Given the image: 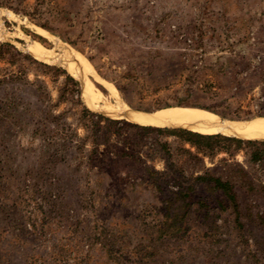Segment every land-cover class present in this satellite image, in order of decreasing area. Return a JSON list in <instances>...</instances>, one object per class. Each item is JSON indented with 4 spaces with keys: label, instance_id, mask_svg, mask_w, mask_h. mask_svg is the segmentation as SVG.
Here are the masks:
<instances>
[{
    "label": "rangeland",
    "instance_id": "1",
    "mask_svg": "<svg viewBox=\"0 0 264 264\" xmlns=\"http://www.w3.org/2000/svg\"><path fill=\"white\" fill-rule=\"evenodd\" d=\"M35 1L27 0L26 4L31 8ZM78 2L76 23L80 30L90 31L88 37L96 45L102 47L105 37L114 36L125 43L110 46L109 56L100 54L97 63L104 64L100 68L104 76L91 65L101 80L111 85L114 84L105 77L120 81L122 69L110 63L121 59L136 66L140 80L158 77L171 87L157 93L143 90L142 96L131 90L134 93L125 94L130 106L116 88L124 105L123 116L92 111L84 101L81 83L69 74L59 58L41 60L31 52L32 45L39 44L48 52L60 54L57 43L77 52L71 44L37 28L24 15L0 7V44L12 45L25 57L21 61L25 75L17 74L13 65L0 63V80L6 75L21 77L0 84V264H264V224L255 219H243L237 224L223 217L222 221L210 223L197 218V206L193 205L194 211L182 223L167 221L169 210L157 202L160 194L147 188L149 191L133 205L106 200L103 191L107 184L124 175L144 176V170L150 167L166 175L164 197L176 191L172 187L175 177L166 172L164 162L153 149H135L143 160L146 156L154 157L152 162L146 159L142 167L115 169L93 161L91 165L97 168L91 170L86 161L91 146H84V152L76 150L78 142L88 136L82 124L87 120L81 119L83 109L131 125L139 124L123 119L124 116L145 112L134 107H151L146 113L152 114L161 111L152 110L154 105L180 101L212 109L227 121L264 118V0ZM150 17L158 18V25L147 22ZM98 50L95 48L91 54ZM180 55L188 58L193 68L178 66ZM32 61L71 76L80 91V106L72 107L70 101L60 97L62 73L39 77L44 90L34 93L36 88L31 85L43 68ZM187 76L193 78L190 88L184 83ZM92 82L108 95L103 85ZM205 86L207 90H203ZM52 134H68L73 143L57 145ZM44 135H50L52 140ZM167 141L172 149L177 147L174 139ZM115 142V137L111 138L110 143ZM184 147L194 152L189 145ZM103 148L100 146L99 152ZM247 156V149L241 148L232 158L221 154L212 162L204 158L199 164L182 155L174 157L173 162L187 166L188 178L189 174L197 176L196 168L202 166L216 176L228 173L230 169L225 168L222 160H227L231 169L233 164H239L253 177L258 176V169L247 162ZM98 170L103 174L100 179L95 174ZM140 189L145 187L137 190ZM195 194L194 199H206L215 208L212 198L202 189L197 188ZM244 194H239L243 202L247 201ZM248 202L264 210V199L255 197Z\"/></svg>",
    "mask_w": 264,
    "mask_h": 264
},
{
    "label": "trees",
    "instance_id": "2",
    "mask_svg": "<svg viewBox=\"0 0 264 264\" xmlns=\"http://www.w3.org/2000/svg\"><path fill=\"white\" fill-rule=\"evenodd\" d=\"M26 1L27 0H0V7L9 8L16 14L24 15L25 18L37 28H42L52 35H56L64 41H67L71 44L72 48L88 60L98 74L104 76L100 71L101 66L104 64L97 63L101 60L99 57L100 54L109 56L108 54L110 53L108 52L110 46H117V44L121 42L125 44L124 40L116 38L115 36L111 39L105 37L104 46L99 47L96 45L95 41L91 40L90 36L88 37L90 31L87 30L85 32V30H80L78 23H76L77 17L79 16L78 0H36L31 8L26 4ZM29 10H31L32 13L28 12ZM146 21L153 25H158L159 22L156 17L147 18ZM104 29H107L106 26ZM95 48L99 50L92 55L91 53ZM85 50L89 51L85 52ZM24 59L25 57L16 51L12 45L0 44V63L15 66L17 68V74L25 75L23 70H21L23 67L21 61ZM32 63L39 68H43L41 75H35V83L31 85L36 88V92L34 93H41V91L44 90L42 87L44 82L39 81V77L46 76L49 73H56L58 75L62 73L64 75V81L63 88L60 89V97L70 101L72 107L80 106L78 100L80 91L71 76L67 75L64 71L47 65H41L34 61H32ZM176 64L183 67L182 69H186L187 67L193 68L189 59L184 55H180ZM110 65H116L118 69H122L123 77H121L119 82L107 77H105V79L108 81L110 80V82L116 86L119 91L118 93L125 99V94L134 93L131 92V90L136 91L139 96H142L141 92L143 90L157 93L171 87L158 77L150 78L149 80H140L136 72V66L122 62L121 59H113ZM192 72L194 73L193 70ZM180 73H182V71ZM17 74L14 76L6 75L0 80V84H8L20 80L21 77ZM192 79L193 78L190 76H187L185 77L184 83L187 84L188 87L192 86ZM205 89L207 90L208 87H203V90ZM186 90L190 92V89L187 88ZM125 102L130 106L127 99ZM180 107L198 108L219 116L218 113L212 109L188 101H180L173 105L157 104L152 107V110L162 111ZM134 108L145 112H149L151 109V107L144 108L141 106ZM81 114L82 121L87 120V122H82V124L85 131L88 132V136L78 142L76 150L84 152V146H91L90 151L86 155V161L90 170L97 168V166L93 167L91 165V163H94L93 161L98 162L97 164H101V166L108 164L115 167V169H117L116 166L123 168L127 166L142 167L147 160L150 162L154 160L152 156H146L143 160L141 159L142 156L135 151L136 148L145 147L147 150L153 149V153L159 154L157 158L164 162L166 172H169V174L175 177L172 179L174 182L172 187L175 186L176 191L168 192V194L165 195L166 197H164L163 188L168 184V182H163L164 178H166L165 174L156 172L150 167L144 170L146 173L144 176L124 175L125 177L116 178L114 183L107 184L108 187L103 191L106 200H114L123 205H133L139 201V196L149 191L147 189L151 191L153 189L156 193L160 194L157 202L163 205L166 210H169V213L165 216V220L167 221L182 223L183 220L188 218L190 212L194 211L192 206L196 205L197 209H195V213L197 214V218L210 223L222 221L223 217H227L228 220L230 219L233 223L237 224L242 223L243 219L251 220V218L264 224V210L262 211L258 208H254L251 205L252 202H248L249 199L255 197L264 199V142L242 141L228 137L225 138L220 135L205 136L183 129L131 125L123 121L107 119L101 115L91 113L90 111L88 112L85 109L82 110ZM55 120L56 123L58 118H55ZM127 133H130V136H127ZM44 136H46L45 138H49L50 135ZM52 136L51 138L54 140L53 143L57 145L65 144L66 142L68 144L73 143L68 134H52ZM126 136L127 138H125ZM113 137H115L117 141L115 144L110 143ZM45 138L43 137L44 142ZM169 138L176 141V148L172 149V145L167 141ZM185 145L194 148V152L190 151V149H185ZM100 146L104 147L101 152L98 150ZM232 147H234V150H231ZM241 148L247 149V162L252 165V167L258 169V176L253 177L239 164H233L232 166L234 169H231L229 168L231 165H228L227 160H222L221 163L225 168L230 169L228 173L216 176L211 170H207L202 166L200 169H198L199 167L196 168V170H198V172L195 171V173L198 174L197 176L189 174L190 176L188 178L187 175H185L187 173L185 169L187 166L184 165L185 167H180L173 162L174 157H181L182 155H186L199 164L203 162L204 158L212 162L221 154L232 158L234 153ZM189 168L193 167L190 166ZM101 172V170H98L95 173L98 179H100L99 175L102 174ZM155 177L161 178H157V180ZM141 186H144L145 189L137 190L138 187ZM110 188L113 191H110ZM197 188L202 189L203 193H206L207 196L212 198L211 202L216 205L215 208L209 206V201L207 202L206 199H194ZM237 189L239 190L237 191ZM236 191L239 194L242 192L245 193L244 197H246L245 199L247 201L243 202ZM136 194L137 199L134 198ZM149 194L152 195L151 192ZM161 195H163L164 198H161ZM142 203L144 202L142 201ZM253 212L255 213L254 215Z\"/></svg>",
    "mask_w": 264,
    "mask_h": 264
},
{
    "label": "bare ground",
    "instance_id": "3",
    "mask_svg": "<svg viewBox=\"0 0 264 264\" xmlns=\"http://www.w3.org/2000/svg\"><path fill=\"white\" fill-rule=\"evenodd\" d=\"M37 31L44 33L39 29ZM57 46L60 54L48 52L39 44H33L31 52L41 60L50 56L59 58V61L64 64L69 74L81 83L84 101L90 110L123 116L124 105L118 98L116 87L101 80L88 60L82 55L63 44L57 43ZM92 81L103 85L108 90V95L103 94L94 86ZM123 119H132L139 125L147 127L187 129L205 136L226 135L246 140L264 141V118L248 122H232L202 109L180 107L152 114L136 113L133 116L126 115Z\"/></svg>",
    "mask_w": 264,
    "mask_h": 264
},
{
    "label": "water",
    "instance_id": "4",
    "mask_svg": "<svg viewBox=\"0 0 264 264\" xmlns=\"http://www.w3.org/2000/svg\"><path fill=\"white\" fill-rule=\"evenodd\" d=\"M140 112V111H139ZM143 113H146V112H143ZM168 130H170V129H168ZM183 130H185V129H183Z\"/></svg>",
    "mask_w": 264,
    "mask_h": 264
}]
</instances>
